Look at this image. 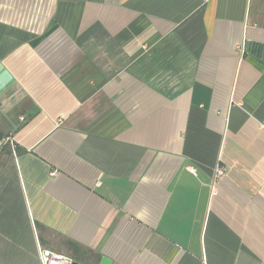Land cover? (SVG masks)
I'll list each match as a JSON object with an SVG mask.
<instances>
[{"label":"crops","instance_id":"obj_1","mask_svg":"<svg viewBox=\"0 0 264 264\" xmlns=\"http://www.w3.org/2000/svg\"><path fill=\"white\" fill-rule=\"evenodd\" d=\"M41 249L264 264V0H0V264Z\"/></svg>","mask_w":264,"mask_h":264},{"label":"built area","instance_id":"obj_2","mask_svg":"<svg viewBox=\"0 0 264 264\" xmlns=\"http://www.w3.org/2000/svg\"><path fill=\"white\" fill-rule=\"evenodd\" d=\"M24 117H21V120H23ZM10 141V137L5 138V141L8 140ZM192 172H194V169L192 167L189 168ZM222 170L217 169L216 171V176L220 177L222 175ZM39 260L40 264H71L72 261L70 258L57 253L53 252L49 249H41L39 250Z\"/></svg>","mask_w":264,"mask_h":264},{"label":"water","instance_id":"obj_3","mask_svg":"<svg viewBox=\"0 0 264 264\" xmlns=\"http://www.w3.org/2000/svg\"><path fill=\"white\" fill-rule=\"evenodd\" d=\"M35 112V109H31V113ZM71 264H77V262H72ZM100 264H111V260L107 257H102Z\"/></svg>","mask_w":264,"mask_h":264}]
</instances>
